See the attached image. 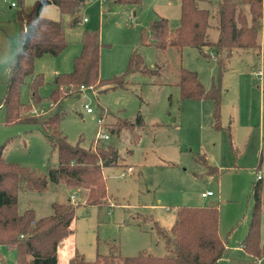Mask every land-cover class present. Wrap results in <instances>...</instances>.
Returning a JSON list of instances; mask_svg holds the SVG:
<instances>
[{
    "label": "rangeland",
    "instance_id": "374dc122",
    "mask_svg": "<svg viewBox=\"0 0 264 264\" xmlns=\"http://www.w3.org/2000/svg\"><path fill=\"white\" fill-rule=\"evenodd\" d=\"M218 1L198 0V6L214 12ZM34 2L0 0V101L19 45V16L28 13ZM41 16L61 20L67 45L56 56L34 60V73L43 75L38 88L43 102L31 114L49 107L47 97L53 79L57 73L71 71L85 28L99 32L101 78L122 74L133 50L140 53L147 67L156 70L129 74L126 88L80 89L57 105L62 112L59 128L69 143L79 142L83 147L108 144L117 151L116 163L102 167L106 197L99 204L86 199L85 186L72 187L62 179L51 180L43 191L18 192L17 211L32 209L36 218L51 214L53 202L70 200L76 205L73 233L59 244L58 261L67 262L74 252L87 261L94 260L97 253L166 254L176 208L212 204L218 208L219 234L225 240L228 257L216 264H264V254L256 258L239 246L247 233L254 203L251 184L258 174L264 178V20L260 45L234 49L227 62L221 76L222 128L217 129L213 127L212 101L181 100L176 84L182 66L195 71L204 87H209L212 79L218 78L214 53L207 47L159 49L149 36V23L162 17L167 19L170 35L174 33L180 21L177 0H142L140 4L83 0L72 15L45 5ZM75 17L79 18L78 24L73 23ZM142 35L147 38L145 44ZM216 37L217 30L210 28L209 39ZM29 82L30 77L20 86L24 103L30 100ZM84 104L93 111L86 112ZM138 114L141 123L135 122ZM5 117L1 105L0 147L5 161L42 171L48 166L57 167V154L38 125L7 124ZM98 131L108 134V138L96 140ZM201 154L218 169V174L206 173L198 160ZM206 190L212 195L202 198L201 192ZM263 245L264 205L259 230V246ZM0 253L4 264H15L14 248L2 245Z\"/></svg>",
    "mask_w": 264,
    "mask_h": 264
},
{
    "label": "trees",
    "instance_id": "16d2710c",
    "mask_svg": "<svg viewBox=\"0 0 264 264\" xmlns=\"http://www.w3.org/2000/svg\"><path fill=\"white\" fill-rule=\"evenodd\" d=\"M121 4H140L142 0H112ZM180 8L179 25L170 35L166 18L152 20L148 26L152 43L159 49L167 46L207 47L214 53L218 69L217 80L212 79L204 87L195 71L179 67L177 86L181 100H211L213 103V127L221 129V76L227 62L236 48H257L262 20L264 0H219L215 11L198 6V0H177ZM83 0H35L31 10L19 16L20 37L16 56L6 79V89L0 101L6 110L5 123L25 122L40 128L52 151L57 154V167L45 171L17 163L7 162L0 147V246L15 249V264H214L225 251V240L219 234V212L215 205H180L176 208L175 219L167 239L168 253L153 255L141 251L132 256L97 253L95 259L87 261L74 252L65 263L58 261V247L62 240L73 233L72 221L75 208L70 200L53 202L52 213L35 217L32 209L17 211V196L21 190L43 191L48 183L64 180L72 187L82 184L87 189L86 199L99 204L106 197V184L102 167L116 163V149L112 145L83 147L79 142L71 144L59 128L62 112L56 107L59 102L80 91V86L99 91L126 88V77L135 72L155 73L147 67L142 56L133 50L122 74L101 78V39L97 29L82 31L80 53L73 58L69 72L57 73L47 97L48 108H40L31 114L33 108L41 106L43 98L38 88L43 75L34 73L33 63L38 57L56 56L67 45L65 28L61 20L41 16L43 6L53 4L61 14H74ZM74 24L79 23L75 17ZM210 28L217 30L215 40L209 39ZM142 35V43H146ZM23 47L24 55L17 52ZM209 56L208 54H204ZM30 77L27 103L20 99V86ZM138 114L136 123H141ZM133 124V123H132ZM112 131L114 129L112 128ZM264 151V137L262 141ZM207 174H218L215 166L208 164L203 154L198 157ZM264 178L251 184L254 200L247 233L242 246L256 257L264 254V245L259 246L260 210L264 205L262 188ZM158 231L162 232L158 227ZM0 264H4L0 253Z\"/></svg>",
    "mask_w": 264,
    "mask_h": 264
},
{
    "label": "built area",
    "instance_id": "2783aa9c",
    "mask_svg": "<svg viewBox=\"0 0 264 264\" xmlns=\"http://www.w3.org/2000/svg\"><path fill=\"white\" fill-rule=\"evenodd\" d=\"M84 20H86V18H84ZM256 74H260V71H257ZM85 87L83 85L80 86V89H84ZM84 107L86 109V112L90 113L92 112V108L90 106H88L87 104H84ZM99 124H101V119H98L97 120ZM108 138V134H106L105 132H102V131H98L97 134H96V140H100V139H107ZM261 175L258 174L257 175V178H260ZM212 194L211 191H205V192H202L201 193V196L202 197H207V196H210Z\"/></svg>",
    "mask_w": 264,
    "mask_h": 264
},
{
    "label": "crops",
    "instance_id": "0c3cea01",
    "mask_svg": "<svg viewBox=\"0 0 264 264\" xmlns=\"http://www.w3.org/2000/svg\"><path fill=\"white\" fill-rule=\"evenodd\" d=\"M47 5H53V4H47ZM44 7V6H43ZM43 9V8H42ZM42 11V10H41ZM83 19V21H86V20H84V18H82ZM2 105V104H1ZM1 105H0V107H1ZM206 191H208V190H206ZM202 192H205V191H202ZM201 192V193H202ZM212 195V194H211ZM210 195V196H211ZM202 197V196H201ZM208 197V196H207ZM202 198H205V197H202ZM239 246L241 247V248H243V246H242V243L241 244H239ZM226 253H227V246H226V244H225V251H224V253H223V255H222V257L221 258H219L218 259V261L217 262H220L221 260H224V259H226V258H228L227 257V255H226ZM252 256H254L253 254H251ZM254 257H256V256H254ZM256 258H259V257H256ZM216 262V263H217ZM216 263H214V264H216Z\"/></svg>",
    "mask_w": 264,
    "mask_h": 264
},
{
    "label": "clouds",
    "instance_id": "9594fccd",
    "mask_svg": "<svg viewBox=\"0 0 264 264\" xmlns=\"http://www.w3.org/2000/svg\"><path fill=\"white\" fill-rule=\"evenodd\" d=\"M17 55H19V56H23L24 55V49H23V47H21L19 49V51L17 52Z\"/></svg>",
    "mask_w": 264,
    "mask_h": 264
}]
</instances>
